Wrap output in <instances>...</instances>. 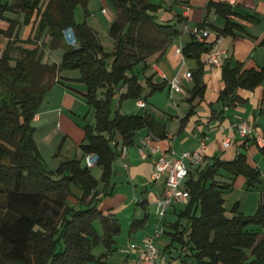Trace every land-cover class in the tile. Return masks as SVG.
<instances>
[{
    "label": "trees",
    "instance_id": "1",
    "mask_svg": "<svg viewBox=\"0 0 264 264\" xmlns=\"http://www.w3.org/2000/svg\"><path fill=\"white\" fill-rule=\"evenodd\" d=\"M112 2L119 14L109 30L115 47L107 53L97 31L86 20L75 18V7L82 4L87 11L88 0H0V20L9 23L7 29L0 28V35L8 38L7 47L0 55V264H101L121 231L118 218L99 210L100 197L96 192L100 181L104 186L110 183L117 157L112 141L119 135L127 146L133 142L136 131L144 128L154 136H167L166 125L151 114L113 110V101L122 86L127 89L121 92L120 103L143 96L145 87L138 75L127 72L134 71L149 56L160 57L177 30L170 23L156 20L154 13L159 6L151 0ZM209 7L223 16L254 21L223 2L210 0ZM9 13L17 16L9 17ZM31 22L32 34L24 42L33 47L17 45L18 26ZM147 22L154 29L155 38L141 34ZM200 27L208 26L203 23ZM68 28L73 31L75 46L65 38L64 31ZM46 29L50 46L64 48L60 64L42 61L39 41ZM240 29L238 23L228 19L217 31L220 35H233ZM260 44L264 46V39ZM211 46L194 35V40L182 47L184 55H193L198 62V67L191 71L194 86L190 103L197 97L200 101L204 99L202 56L209 57ZM13 52L20 54L15 64ZM109 55L114 56L112 64L107 62ZM70 68L79 70L80 77L75 80L86 85L83 95L94 110L96 120L84 125L85 140L80 148L84 156L91 152L99 155L98 165L103 168L101 180L83 163V157L68 159L56 169H50L34 138L33 120L52 87L50 78ZM44 74L47 79L39 87ZM222 75L224 89L217 102L223 104L239 88L250 90L264 85V65L243 68L242 63L232 66L226 61ZM145 82L152 93L163 90L165 84L154 83L152 76ZM99 89H105L103 97ZM194 114L195 107L191 106L183 121ZM257 145L264 154V146L258 142ZM226 173L232 179L244 175L248 188L261 182L262 171L245 153L237 154L233 160L214 157L203 168L191 170L184 183L190 200L181 213L182 218L188 219V227L173 233L174 241L189 247L188 255L197 264H264V191L254 214L238 211L239 202H236L233 215H227L223 193L231 190L233 183L218 179ZM73 186L80 189V195L74 194ZM72 198L74 203H70ZM96 223L101 225L102 233ZM100 244L107 253L97 257L94 248Z\"/></svg>",
    "mask_w": 264,
    "mask_h": 264
},
{
    "label": "crops",
    "instance_id": "2",
    "mask_svg": "<svg viewBox=\"0 0 264 264\" xmlns=\"http://www.w3.org/2000/svg\"><path fill=\"white\" fill-rule=\"evenodd\" d=\"M213 1L229 4L239 15L250 16L254 21H247L235 15L218 14L214 7H209L210 0H151L152 3L159 6L158 11L154 13L156 20L159 23L172 24L177 33L168 40L160 57L149 56L146 61H141L135 66L143 73L142 77L141 75L138 77L145 87V91L139 99L145 101L146 106H139L137 103L139 99H130L121 102L118 109L127 114H143L145 112L151 114L166 125L167 136L165 138L154 136L147 128L138 130L133 142L126 146L124 155L122 154L124 147L122 138L117 135L112 141L111 145L117 151V157L113 163L110 183L104 186V183L100 181L96 192L100 197L99 210L104 215L118 218L121 223V231L115 236V243L107 256L102 258L101 264H136L138 251L131 247L132 245H142L149 236L156 237L159 248L158 264H187L188 257L190 261H193L188 255L189 250L188 253L185 251L189 247L177 246L173 236V233H179L188 227V219L182 218L181 213L189 201L188 203L175 202L169 207L164 218L159 217L156 212L157 200L162 197L166 186L164 177L153 178L154 157L152 155L145 157L139 150L143 139L150 138L151 144L159 147L169 159H174L177 154L186 150H197L204 141L206 143L204 160L193 166L192 170L203 168L214 157L233 160L237 154L245 153L250 162L251 159L255 162L259 156L257 142H260L259 145L262 146L264 141V85L250 90L239 88L234 96L226 101V104L217 102L220 92L224 89L222 66L216 67L209 64L207 62L208 54H204L202 60L205 64L206 93L202 101L197 97L192 103L189 102L194 81L192 78H185V73L195 70L198 67V62L193 55L187 56L183 52H176L178 47H183L194 40L192 33L183 31L184 26L194 28L203 23L207 24L208 27L204 29L209 34L205 41L208 46L216 41L215 46L222 53L223 63L227 61L232 66L242 63L243 68H260L264 65V46L260 44L264 39V0ZM118 13L119 10L115 8V15L109 19L111 24L118 17ZM228 19L238 23L242 29L236 30L233 35H220L217 30L222 29ZM87 23L98 33V29L91 24L90 20ZM8 27L7 21L0 20L1 29ZM23 28L24 36L17 45L33 47L32 44L24 42L32 34L33 23L31 22ZM218 37L220 38L218 39ZM6 39L8 38L6 37ZM4 47L5 45L0 42V49ZM104 47L106 51H109V47L112 46L108 44ZM114 47L115 41L111 51L114 50ZM61 72L52 87L61 83L70 89L63 80H75L80 77V75L78 77L62 76ZM175 75L181 78L184 92H174L171 95L168 79ZM149 76L153 77V82L156 84L165 82L163 90L152 93L151 88L145 82ZM79 83H81L79 91L86 92V85L82 82ZM126 89V86H123L120 91L125 92ZM50 90L43 98L38 113L34 117V121L42 127L48 126L49 116L52 112L61 111L63 113L65 111L66 103L62 101V98L65 101H75L77 98H81L71 91ZM53 94H55L54 97ZM146 96L147 99H145ZM100 97H103V94ZM45 101L46 103H44ZM191 106L195 107L196 114L183 121ZM242 120L250 122L253 129L252 135L248 137L238 135L236 124ZM89 123L93 124L94 122ZM59 137L61 138L60 146H58L60 142L58 140L52 146L55 153L54 158L52 157L53 159L50 161V169H56L63 161L73 158L83 157V163H86L80 148L81 143L85 140V133L78 141L72 139L70 132L67 131ZM227 140L229 143L226 145ZM116 143H118L117 146ZM59 147L61 148L59 149ZM126 163L128 167L125 166ZM258 167L260 168V166ZM95 168L98 169V174L94 171ZM91 171L97 179L101 180L103 168L98 163L91 167ZM226 174V178L232 179V176ZM186 179L187 177L182 182L184 189H186L184 185ZM218 179L224 180L221 177ZM72 191L76 196L81 193L76 186L72 187ZM263 191L264 188L260 192L257 208ZM70 200L75 202L74 198ZM96 226L102 233L101 225L96 223ZM162 227L164 230L159 233ZM95 249L98 250L95 252ZM105 253H107V249L102 244L94 248V254L97 257Z\"/></svg>",
    "mask_w": 264,
    "mask_h": 264
},
{
    "label": "rangeland",
    "instance_id": "3",
    "mask_svg": "<svg viewBox=\"0 0 264 264\" xmlns=\"http://www.w3.org/2000/svg\"><path fill=\"white\" fill-rule=\"evenodd\" d=\"M107 12V13H106ZM119 14V13H118ZM115 15V6L112 2V0H91L88 1L87 5V11L84 8L82 4H78L75 7V18L77 21L81 20H90L91 24L95 26V28L98 29V36L100 38V41L104 47L111 45L113 47L114 40L109 35V28H110V17H113ZM9 17H16L17 14H8ZM21 21H23V15H20ZM123 20V19H122ZM22 23V22H21ZM26 25L20 24L17 28V37L18 42H21L23 36H24V28ZM125 30H128V25H126ZM68 33H71L70 30H68ZM145 36H150L155 38L154 29L152 28L150 22H147L142 26V33ZM0 42H2L5 47L0 49V55L3 53V51L7 47L8 39H6L5 36L0 35ZM40 53L42 54V61L46 63H57L60 64L64 52L63 47H51L48 40V34L47 29L44 32V34L40 38ZM112 47H109V51H105L107 53H111ZM20 54L17 52H13L12 56V63H16V58ZM114 61V56L109 55L107 57V62L109 64H112ZM128 75H132L135 73L136 75H143L142 72L139 71L138 68H134V71H128ZM62 76H68V77H78L80 75V72L77 68H70V69H64L61 72ZM58 76H60V72L56 76H52L50 78V82L53 84L56 83ZM47 79V75L44 74L39 81V87L45 83ZM63 82L67 84L70 89H67L64 87L61 83L54 85L50 91H71L72 93L80 96L81 98H77L75 101H69L64 100L62 98V101L66 103L65 111L62 113L61 111H55L52 112L49 116V124L48 126L42 127L39 123L35 122L33 120V126L36 127V132L34 134L35 141L40 147L41 155L44 157L45 162L50 167L51 163L50 161L54 158V151L52 150V146L56 140L60 141L61 138L59 135L63 134V132L67 131L70 132V136L72 139L79 140L82 134H84V125L89 122H95V117L93 115V108L88 105V103L85 100V97L81 91V83L79 81L74 79H64ZM66 85V86H67ZM83 85V84H82ZM123 88V86L121 87ZM103 89H99V95L102 96ZM105 90V89H104ZM102 92V94H101ZM120 94L121 92H118L114 98L113 101V110L117 109L120 104ZM55 94H53V97ZM61 99V98H60ZM129 100V99H126ZM161 102V101H160ZM46 103V101L44 102ZM45 105V104H44ZM59 138V139H58ZM61 144V141L59 142V145ZM58 145V146H59ZM259 151V150H258ZM259 156L256 159V163L251 159L252 163H255L254 165L260 166V170L262 171L261 176V182L258 183L256 186L248 188L247 185V178L244 175H239L235 177V179H229L225 177V174L221 175V178H223L225 181H230L233 183V188L229 191H225L223 193V197L225 199L224 206L226 207V213L227 215H233V207L236 202H239V208L238 211H242L244 214H254L257 210V202L260 197V192L264 188V154H262L260 151L258 152ZM53 157V158H52ZM258 162V163H257ZM94 171L98 174V169H94ZM93 171V172H94ZM72 201V200H71ZM70 203H74L73 201ZM261 237V236H260ZM259 237V238H260ZM177 246L181 245L180 243L176 242ZM180 248V247H179ZM184 248V247H182ZM181 248V249H182ZM180 249V250H181ZM98 249H95V252ZM188 250L190 252V248H187L185 251ZM248 253H250L248 251ZM193 261H190L188 257L187 264H197L196 260L190 257Z\"/></svg>",
    "mask_w": 264,
    "mask_h": 264
},
{
    "label": "built area",
    "instance_id": "4",
    "mask_svg": "<svg viewBox=\"0 0 264 264\" xmlns=\"http://www.w3.org/2000/svg\"><path fill=\"white\" fill-rule=\"evenodd\" d=\"M224 1V0H221ZM70 30L71 33H68ZM183 31H188L195 35L198 41H205L209 32L200 26L189 28L188 26L183 27ZM65 38L68 44L75 46L76 39L74 37L71 28L64 31ZM210 54L207 62L213 66L220 67L223 65L222 53L213 44L211 46ZM177 53L182 52V47H178ZM185 78L191 79V71L185 73ZM170 93L174 92H184V87L181 84V78L178 76H173L168 79ZM138 105L145 107V101L139 99ZM236 130L239 136L248 137L252 135V126L248 120H242L236 124ZM229 141L227 140L225 144L227 145ZM260 144V142H259ZM264 146V141L262 143ZM139 150L141 154L145 157L152 155L154 157V172L153 178L159 179L164 177L165 191L162 197L157 200L156 212L162 219L167 214V211L171 205L175 202L188 203L190 194L187 189L182 188L183 180L188 176L189 172L192 170L193 166L200 164L204 160V152L206 150V143L202 141L201 145L197 150L190 151L186 150L176 155L174 159L167 158L164 153L151 144L150 138H145L142 140ZM126 153V146L122 149V154ZM85 162L88 167H93L98 163L99 155L97 153H86ZM128 167L127 163L125 164ZM162 227L159 233L163 232ZM133 250L138 251V260L136 264H158L159 258V248L156 243L155 236L147 237L142 245H132Z\"/></svg>",
    "mask_w": 264,
    "mask_h": 264
}]
</instances>
